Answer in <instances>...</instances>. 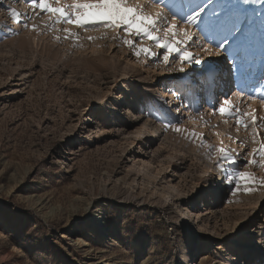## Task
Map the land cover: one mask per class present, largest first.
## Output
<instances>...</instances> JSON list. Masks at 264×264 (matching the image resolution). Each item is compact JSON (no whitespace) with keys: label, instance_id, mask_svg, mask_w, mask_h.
Wrapping results in <instances>:
<instances>
[{"label":"rangeland","instance_id":"1","mask_svg":"<svg viewBox=\"0 0 264 264\" xmlns=\"http://www.w3.org/2000/svg\"><path fill=\"white\" fill-rule=\"evenodd\" d=\"M30 2L0 0L29 24L0 8V264H177V255L182 264H264V187L248 194L241 185L233 195L234 182L223 183L219 196L212 190L223 179L220 147L241 157L231 174L264 179L259 164L243 159L264 137V5L185 0L178 9L176 0H128L152 15L176 11L180 40L187 15L200 6L205 20L221 22L210 34L204 25L187 29L198 37L188 51L205 63L184 64L181 73L178 54L165 63L154 41L128 36L123 26H70L76 35L66 38L69 26ZM237 25L241 39L230 44L242 48L235 56L229 47L219 56L203 52ZM165 28L158 24L154 34L162 38ZM220 32L225 37L213 36ZM124 39L156 56L137 57ZM210 74L212 97H197V84ZM225 97L233 113L221 116L217 101ZM106 106V119H96L93 109ZM169 111L184 132L158 119ZM249 111L257 116L255 140L251 126L236 122Z\"/></svg>","mask_w":264,"mask_h":264},{"label":"snow or ice","instance_id":"2","mask_svg":"<svg viewBox=\"0 0 264 264\" xmlns=\"http://www.w3.org/2000/svg\"><path fill=\"white\" fill-rule=\"evenodd\" d=\"M25 2L27 3L28 0H25ZM226 2L235 3L236 0H226ZM239 2L244 5L257 3L264 5V0H239ZM57 3H59V0H57ZM156 3H163V0H154V4ZM184 5L185 0H176L175 2V7L178 9H182ZM30 7L32 9H38L43 13H47L50 17L54 16L55 24L63 23L68 25L69 27H65L63 29L66 34V38H71L76 35V33L71 31L70 26H75V28L80 29L94 27L96 25H106L107 28L112 29L113 31L121 29L123 26V30H126L128 36L135 35L138 38L146 37L148 40L154 41L158 48L164 50L163 61L165 63L169 62V59L173 56V54H178L181 62V66L179 68L181 73L185 72V67L183 66L184 64H188L189 66H200L205 63L201 58L188 51L189 42H194L198 39V37H196L194 32L188 31L187 29L189 27L199 28L201 25H204L205 28L213 26L219 27L221 23L217 20H205L203 18L205 7L200 6L187 15L186 20L184 21L185 27L181 29L185 39L180 40L176 38L178 36V21L175 19L177 16L176 11H173L172 18L168 17L163 12H156L155 15H152L148 14L144 7L140 4H129L128 0H72L70 4L62 6H53L49 0H31ZM0 8H4V10L8 13L9 18L14 23L22 25L25 29L29 28V24L24 22L23 13L17 11L15 8H8L3 3H0ZM261 15H264V12H262ZM161 23L166 24L162 38L154 34L157 29V25ZM3 27L8 28V25L5 24ZM32 30L36 31L35 26H32ZM241 32V27L237 25L232 29L231 34L225 38L222 43L217 45L215 48H213L211 44L209 47H203V52L208 56L221 55L222 52L227 50L233 39H235L236 42L240 41ZM89 39L94 38L89 37ZM123 42L129 47H135L137 49L135 51V55L137 57H139L142 53L151 57L156 56V53L152 52L151 49L147 47H138V42H134L131 39H124ZM181 45H184V47L181 48ZM216 86L215 76L210 74L206 81L197 84L199 91L196 92V96L199 97L203 95L206 99L207 96L214 93ZM177 98L183 100V97ZM167 103L169 102L166 101L165 104ZM180 107L181 105H177V110H179ZM93 111L98 113L96 119H106L107 106L105 109L94 108ZM216 111H218L221 116L232 114L233 105L231 100L225 97L222 101H217ZM235 111L236 113H239V109H236ZM171 116L172 112L169 111L168 116L161 114L158 119H160L161 122L167 120L168 127L172 131L176 133L184 132L185 129L172 124L171 119H169ZM245 116L248 118L247 121L244 119ZM236 122L237 125L245 128L251 126L252 137L254 140L260 136L257 116L254 112L249 111L239 114ZM190 135L193 138H203L202 134L194 131L191 132ZM258 142L260 143V147L246 151L243 154V159L249 165L255 166L259 164V167L264 169V137H261ZM216 152L220 158L216 166L220 169L221 175L223 176L222 182L227 185H233L235 182V191L233 192V195H236L240 191L241 185H243L245 192L248 194H253L256 191V189L252 187L253 185L264 187V179H257V177L250 172L238 171L234 175L230 173L229 169L232 166H235L241 159L240 155L235 153L234 150L220 147L216 150ZM257 157H259V159H257ZM170 227L172 226L170 225ZM204 255L205 254L202 253L200 259H203ZM209 255L212 254L209 253ZM222 258L223 254L213 256V259L215 260H220ZM177 264H182L179 255H177ZM237 264H239V262H237Z\"/></svg>","mask_w":264,"mask_h":264},{"label":"bare ground","instance_id":"3","mask_svg":"<svg viewBox=\"0 0 264 264\" xmlns=\"http://www.w3.org/2000/svg\"><path fill=\"white\" fill-rule=\"evenodd\" d=\"M209 19H211V20H214L213 18H209ZM208 19V20H209ZM226 26H222L221 27V29H223V28H225ZM228 27V26H227ZM217 27H215V26H213V27H210L208 30V32H209V34L212 32V30L213 29H216ZM250 30H251V33H252V36L253 35H255L256 36V34H254V30H257L256 29V27L255 26H251V28H250ZM221 32H222V30H220ZM227 31V30H226ZM225 31V32H226ZM214 32V31H213ZM217 33V34H215V35H213L214 37H216V38H223V37H225V35H226V33L225 34H222V33ZM257 32V31H256ZM205 33V32H204ZM215 33V32H214ZM228 33H230V31H228ZM207 34V33H206ZM251 35V34H250ZM211 36V35H210ZM220 38V39H221ZM224 40V39H223ZM260 42V41H259ZM229 49H230V52H231V55L232 56H235L239 51H240V49L242 48V45L240 44V45H234V44H230L229 46ZM260 53L262 54H264V52L263 51H260ZM219 71V67L215 70V73H217ZM238 92V91H237ZM237 92L235 93V94H237ZM212 95V94H211ZM211 95H209L208 97L209 98H211L212 96ZM195 104H197V101H196V103ZM194 108H197V105H194ZM194 119H195V117H194ZM197 119V121L198 122H201V123H205L202 119H200V118H196ZM191 120V119H190ZM193 120V119H192ZM155 133V132H154ZM154 133L152 134V136H150V140H152L153 139V135H154ZM220 177H221V175H219ZM223 179L222 180H220V184H218L217 182H215V183H213V192L217 195V196H219V194H221L222 193V190L225 188V186L223 185ZM191 213L187 210V212L186 213H184V216H185V218H187V220H189V221H191L192 220V218H191ZM93 224L94 225H98V221H94L93 222ZM74 231V230H73ZM201 251V250H200ZM244 257L246 258L245 259V261H249L250 259H248V258H253V255H247V254H245L244 255ZM264 257V254L262 253V256H260V259H262ZM230 264V263H229Z\"/></svg>","mask_w":264,"mask_h":264}]
</instances>
